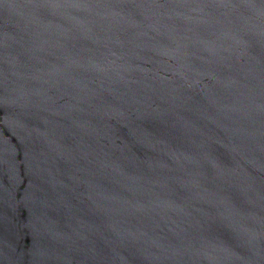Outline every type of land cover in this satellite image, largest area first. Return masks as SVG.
<instances>
[{
  "label": "water",
  "instance_id": "water-1",
  "mask_svg": "<svg viewBox=\"0 0 264 264\" xmlns=\"http://www.w3.org/2000/svg\"><path fill=\"white\" fill-rule=\"evenodd\" d=\"M0 264H264V0H0Z\"/></svg>",
  "mask_w": 264,
  "mask_h": 264
}]
</instances>
